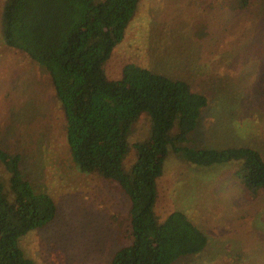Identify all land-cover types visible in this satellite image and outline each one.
<instances>
[{
    "label": "rangeland",
    "instance_id": "374dc122",
    "mask_svg": "<svg viewBox=\"0 0 264 264\" xmlns=\"http://www.w3.org/2000/svg\"><path fill=\"white\" fill-rule=\"evenodd\" d=\"M247 1L240 9L237 0H139L104 64L110 81L139 67L206 96L197 131L177 139L178 148L250 147L264 159V0ZM148 124L143 115L131 126L125 169ZM64 125L46 73L0 36V146L22 156L23 175L57 208L54 220L19 246L36 264H109L128 243L122 230L130 199L115 183L78 170ZM235 171L192 165L169 150L156 179L154 214L162 220L180 211L208 240L200 254L173 264H264V193L245 192ZM0 176L7 177L1 166Z\"/></svg>",
    "mask_w": 264,
    "mask_h": 264
},
{
    "label": "trees",
    "instance_id": "16d2710c",
    "mask_svg": "<svg viewBox=\"0 0 264 264\" xmlns=\"http://www.w3.org/2000/svg\"><path fill=\"white\" fill-rule=\"evenodd\" d=\"M139 0H4L0 36L6 47L22 53L47 75L64 117L65 141L80 172L111 181L130 199L122 230L126 245L109 264H173L200 254L206 235L182 212L159 220L154 214L156 179L169 150L201 167L236 166L245 192L264 193V159L250 147L221 150L176 147L197 131L204 94L190 84L145 68L131 67L110 81L104 64L121 41ZM240 9L247 0H237ZM264 55V47L260 50ZM144 139L129 152L128 135L143 116ZM22 156L0 146V264H36L26 257L20 239L41 230L56 216V204L37 191L21 172ZM21 239V240H22Z\"/></svg>",
    "mask_w": 264,
    "mask_h": 264
}]
</instances>
